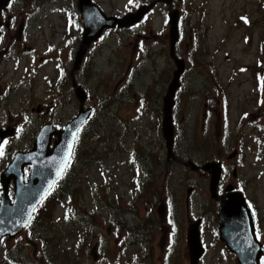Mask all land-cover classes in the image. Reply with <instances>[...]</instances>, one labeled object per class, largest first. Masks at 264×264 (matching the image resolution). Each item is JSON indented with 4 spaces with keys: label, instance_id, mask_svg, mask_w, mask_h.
I'll return each mask as SVG.
<instances>
[{
    "label": "rangeland",
    "instance_id": "rangeland-1",
    "mask_svg": "<svg viewBox=\"0 0 264 264\" xmlns=\"http://www.w3.org/2000/svg\"><path fill=\"white\" fill-rule=\"evenodd\" d=\"M93 1L115 16L153 7L131 27L107 28L76 68L75 55L71 62L60 46L73 0H26L8 10L23 13L27 47L12 53L18 63L1 61L0 129L14 134L1 144L0 173L15 152L32 147L44 124L60 129L79 109L92 112L78 131L71 171L28 226L0 242V264H192L186 236L197 218L204 254L195 264H238L218 238L209 173L188 162L222 161L218 193L228 185L243 192L264 246V0ZM174 9L184 71L172 110L175 157L167 158L161 118L176 68L167 16ZM71 33L75 38V27ZM77 85L86 92L82 102Z\"/></svg>",
    "mask_w": 264,
    "mask_h": 264
},
{
    "label": "water",
    "instance_id": "water-1",
    "mask_svg": "<svg viewBox=\"0 0 264 264\" xmlns=\"http://www.w3.org/2000/svg\"><path fill=\"white\" fill-rule=\"evenodd\" d=\"M9 0H0V7ZM169 3L170 0H163ZM153 7V3L144 4L135 12L122 16L107 15L92 0H78V11L83 22L81 40L74 57V68L77 67L90 44L96 41L107 28H127L138 23ZM169 24V55L173 58L176 68L172 73L162 99L161 132L166 148V157L171 158L174 144L173 106L175 93L179 86L180 75L184 71V61L176 56V42L179 38V12L174 9L168 12ZM75 95L84 101L86 92L77 85ZM91 108L79 109L77 115L68 121L63 128L56 129L50 123L44 124L38 131L32 147L26 151H17L7 167L1 172L0 190V241L3 237L13 238L28 224L41 200L50 191L55 181L66 168L74 147L73 133H77L91 115ZM13 129H0V144ZM56 138L51 142L52 137ZM76 138V137H75ZM52 143V145H51ZM71 145V154H69ZM192 169L198 166L188 162ZM30 166L27 180H24L23 168ZM200 169L209 172L208 188L210 196L218 200L217 212L218 236L226 248L236 256L238 264H259L263 246L257 240L254 231L253 214L241 191L231 185L225 187L222 194L218 193V183L222 167L220 161H208L200 165ZM13 181V199L8 195V183ZM200 219L191 222L187 229V247L190 262L195 264L204 253L200 240ZM96 258L95 247L91 248Z\"/></svg>",
    "mask_w": 264,
    "mask_h": 264
},
{
    "label": "flooded vegetation",
    "instance_id": "flooded-vegetation-1",
    "mask_svg": "<svg viewBox=\"0 0 264 264\" xmlns=\"http://www.w3.org/2000/svg\"><path fill=\"white\" fill-rule=\"evenodd\" d=\"M26 0H9L6 5H3L0 7V73H1V61L4 59H13L16 63L19 60L18 55H13V52H24L26 49V36H25V28H26V22L25 17L21 11L18 12H10L8 10H12L13 6H19L22 2L25 3ZM74 7L72 8V14L73 18L70 21L71 24H66V28L69 29L68 36L61 42L60 46L67 47L71 62L73 61V57L75 55V44L80 42L81 34H82V20L79 15L78 7H77V0H73ZM75 27V30L77 31V35L74 38L72 36L71 30L73 31ZM73 28V29H72ZM30 48V47H28ZM75 49V50H74ZM72 75V73H70ZM73 78L71 77V83L73 84ZM117 106V104L115 103ZM40 111V108L39 110ZM152 158L146 157L145 164L148 166L151 163ZM72 166V164H71ZM71 166L69 168H71ZM28 166L24 168L25 170H28ZM148 173V172H147ZM12 185L11 183L9 186ZM140 187V185H139ZM143 187L141 188L142 191ZM152 190L151 188L148 189L145 196V202L144 206L146 209L152 207ZM138 195L136 194V197ZM167 197L164 196V199ZM139 202L141 201L137 198L134 199L133 206L138 207ZM165 203V201H164ZM142 204V203H141ZM136 231L133 232L134 236H138L139 234H143V232Z\"/></svg>",
    "mask_w": 264,
    "mask_h": 264
},
{
    "label": "trees",
    "instance_id": "trees-1",
    "mask_svg": "<svg viewBox=\"0 0 264 264\" xmlns=\"http://www.w3.org/2000/svg\"><path fill=\"white\" fill-rule=\"evenodd\" d=\"M150 2V1H149ZM75 151H76V148H75ZM77 157H78V154H76V152L74 153V156H73V160L71 159V164L73 165V163L74 162H76V160H77ZM71 169H72V166H71ZM67 180V179H66ZM63 188V187H62ZM114 220V219H113ZM115 224H117V223H115ZM120 226H122V227H125L122 223H120ZM119 226V227H120ZM137 233H139V232H137ZM52 239V238H51Z\"/></svg>",
    "mask_w": 264,
    "mask_h": 264
},
{
    "label": "snow or ice",
    "instance_id": "snow-or-ice-1",
    "mask_svg": "<svg viewBox=\"0 0 264 264\" xmlns=\"http://www.w3.org/2000/svg\"><path fill=\"white\" fill-rule=\"evenodd\" d=\"M129 2L131 3L132 2V0H129ZM73 137H74V139H75V137H76V133H73ZM6 143V142H5ZM71 145H69V154H71ZM0 155H3V150H2V146H0ZM35 209H33V211H34ZM257 238H259V237H257Z\"/></svg>",
    "mask_w": 264,
    "mask_h": 264
}]
</instances>
